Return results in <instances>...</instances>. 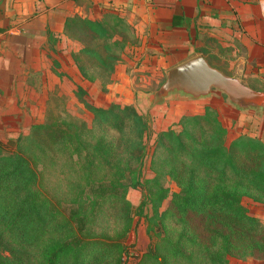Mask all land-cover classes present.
Here are the masks:
<instances>
[{"label": "trees", "instance_id": "obj_1", "mask_svg": "<svg viewBox=\"0 0 264 264\" xmlns=\"http://www.w3.org/2000/svg\"><path fill=\"white\" fill-rule=\"evenodd\" d=\"M94 34L99 40L105 41L104 30H94ZM91 48L81 51L80 60L76 62L80 66L78 70L82 78L91 82L94 78L87 70L99 68L103 72L100 79L108 82V77L117 61L116 52L120 48L116 44L109 43ZM83 61H90L92 65L85 68L81 64ZM206 112L211 116L215 114L213 123L221 138L220 145L216 148L222 151L220 166L211 171L213 178L207 176L210 182H203L195 189L192 187L193 171L185 159L192 157V151H189L188 143L185 142L187 137L182 132L179 133L180 135H174L172 132L157 134L148 168L153 174V179L146 182L153 184L159 177L173 180L179 192L171 194L170 203L172 201L173 206L178 205L180 210L191 208L193 212L206 218L221 217L220 232L214 231L209 245L198 248L196 246L198 241L190 236L185 225L178 219L176 226L181 225L182 229L173 240L165 236L162 238L164 251L160 252L156 243H150L148 254L139 264H227L226 258L231 254L237 256L244 253L241 250L232 253L229 246L231 239L237 235L248 243L251 240L255 241L252 225L254 219L244 211L241 198L248 195L245 189L252 185L253 177L259 176L264 181V170L254 171L244 165L238 167L233 156H236V152H240L243 164L250 166L252 163L248 157L251 152L240 142L256 144L259 148L264 146L246 137L234 140L228 146H222L225 129L220 125L215 112L214 114L209 110ZM92 114L93 121L90 128L68 129L67 124L63 126L57 123L33 127L30 137L25 139L28 148L29 146L33 148L30 149L28 156L35 166L32 170L22 168L26 165L20 156L0 158V264H116L119 262V256L124 251L121 248L118 247L114 252L108 251L107 256L104 250L97 247L91 249L81 240V233L86 223L85 213L84 210L82 212L72 208L71 204L77 202L84 187L94 181L89 175L90 170L101 171L98 183L104 181L103 184L119 187L122 190L139 187L140 164L145 156L147 123L129 106H110L106 110L92 109ZM99 126L108 127V131L112 133L108 136L106 144L94 137ZM203 129L206 131L205 128ZM38 131L47 136L48 144L34 138L33 132ZM202 141L205 143H201L193 150H197V154L201 157L206 156L209 151L200 152V150L210 148L206 140ZM44 148L46 153L43 154L41 163V155L36 151L41 152ZM61 148L63 150L59 152ZM158 151H163L165 156L158 157ZM64 152L69 167L77 170L78 177L81 175V180L78 179L79 184H76L77 195L73 196L66 217L60 216L49 205L39 192L38 188H43L36 187L35 184L37 178L41 181L42 167L51 162L55 163L60 159L59 153ZM175 152L179 153L180 158L178 166L173 167L174 170L172 163ZM260 159L262 156H259L258 160ZM122 179L125 183L127 181V185L121 183ZM156 195V198L150 199L149 203L152 206L166 198L167 190L157 188ZM193 203L197 204V207ZM123 205V229L117 236L122 239L132 229L133 212L132 206L127 203ZM166 212L167 210L160 213L159 219L165 216ZM260 243L263 245L262 241Z\"/></svg>", "mask_w": 264, "mask_h": 264}, {"label": "rangeland", "instance_id": "obj_2", "mask_svg": "<svg viewBox=\"0 0 264 264\" xmlns=\"http://www.w3.org/2000/svg\"><path fill=\"white\" fill-rule=\"evenodd\" d=\"M203 53H205L208 63L215 65L213 62L215 58L206 51ZM59 63L61 66L68 64V62H55L54 60V64H57L59 69H62L58 65ZM81 64L88 68L92 62L83 61ZM87 71L94 78L91 82L100 83V85L96 84L97 88L101 87L100 91L85 92L82 87L70 85L68 83L70 78L67 76L63 80L64 86L55 85L48 86V89H41L34 82L29 85L25 82L21 86L17 85L13 91H0V158L20 156L26 165L22 168L32 170L35 166L28 156L30 149L33 150V148L30 146L28 148L25 139L30 137L33 127L57 123L63 126L67 124L68 129L71 127L74 129L90 128L93 121L92 109L106 110L110 106H129L138 113L134 104H121L112 97V93L108 94L105 86H101L105 82L104 79H100L103 74L101 69L93 68ZM139 74L146 76V73ZM145 76L140 78L143 82V89L148 91L145 98H148L149 107L145 114L138 113L147 123L145 156L140 164L139 187L122 190L119 187L114 188L103 184L104 181L98 183L101 171L92 172L89 169V175L94 181L87 184L77 202L71 204L72 208L82 212L84 210L86 223L82 230L83 233H81V240L85 244H88L91 249L97 247L104 250L107 256L108 251H117L118 247L122 251L124 250L116 264H139L148 254V246L152 242L158 245L160 252H163L162 238L165 236V238L170 237L173 240L182 229L181 225L176 226L178 219L185 225L190 236L198 241L196 243L198 248L209 245L213 239V232H220L221 229V217L209 216L206 218L193 212L191 208L180 210L178 205L173 206L172 201L170 203L171 194L179 192L173 180L159 177L158 181L153 184L146 182L153 179V174L148 168L150 153L154 148V141L158 133L172 132L177 135L182 132L187 137L185 142L188 143L189 151H192V157L185 159L193 171L192 187L194 189L202 185L203 182H210L207 176L213 178L211 171L220 166L222 151L216 147H219L221 138L213 123L214 112L220 125L225 129L222 146H228L230 142L243 137L250 138L264 146V111L261 109L239 111L238 107L231 104L222 93L216 90H211L206 96L200 98H193L176 91L158 98L157 92L165 75H162L163 77L147 76V78ZM249 85L255 89L254 91L264 93V80L255 79L254 82H249ZM124 95L129 96L130 94H121V96ZM206 110L211 111L214 116H211ZM102 128L100 126L97 128L94 137L106 144L108 136H111L112 133L108 131V127ZM33 135L37 140L48 144L45 134L38 131L33 132ZM81 139L84 138L81 137ZM202 140H206L210 148L201 149L200 152L209 151L206 156L202 155L201 157L197 154V150H193L198 148L201 143H205ZM95 141L92 142L96 143ZM240 144H243L251 152L248 158L251 159L252 164L250 166L243 164L240 152H236V156L233 158L237 166L244 165L254 171L264 170V148L243 141ZM45 150L44 148L41 152L36 151L41 155V163L43 154L46 153ZM62 150L63 148L59 152ZM64 154L66 153H59V160L42 167L41 181L37 178L35 184L36 187L43 188L39 187V192L49 205L60 216L66 217L73 196L77 195L76 184H79L78 179L81 180V175L78 177L77 170L69 167L68 158ZM157 154L161 158L165 156L163 151H158ZM259 156H262V159L258 160ZM173 157L172 168L178 166L180 155L175 152ZM121 183L127 185V181L125 183L123 179ZM251 183L252 185L245 189L248 195L241 198V205L246 214L254 219L252 225L255 241L251 240L248 243L237 235L231 239L229 246L232 253L240 250L244 253L237 256L231 254L226 258L227 264H264V181L256 176L253 177ZM157 188L167 190V195L160 203H155L152 206L149 202L150 199L156 198ZM123 203L132 206L133 212L131 216L132 229L122 239L117 236L123 229ZM194 205L197 207V204ZM165 210H167L166 215L159 219V214ZM260 241L263 242V245H260ZM214 245L218 246L219 244Z\"/></svg>", "mask_w": 264, "mask_h": 264}, {"label": "crops", "instance_id": "obj_3", "mask_svg": "<svg viewBox=\"0 0 264 264\" xmlns=\"http://www.w3.org/2000/svg\"><path fill=\"white\" fill-rule=\"evenodd\" d=\"M263 13L264 0H0V91L25 82L64 86L66 76L85 92L100 91L76 62L82 50L103 43L120 50L101 86L139 114L149 107L139 73L163 77L194 56L253 89L249 82L264 80ZM54 60L68 64L59 69Z\"/></svg>", "mask_w": 264, "mask_h": 264}, {"label": "water", "instance_id": "obj_4", "mask_svg": "<svg viewBox=\"0 0 264 264\" xmlns=\"http://www.w3.org/2000/svg\"><path fill=\"white\" fill-rule=\"evenodd\" d=\"M211 90L222 93L239 110L264 111V93L254 91L236 79L223 76L200 57H193L169 69L157 92L158 98L176 91L193 98L206 96Z\"/></svg>", "mask_w": 264, "mask_h": 264}, {"label": "built area", "instance_id": "obj_5", "mask_svg": "<svg viewBox=\"0 0 264 264\" xmlns=\"http://www.w3.org/2000/svg\"><path fill=\"white\" fill-rule=\"evenodd\" d=\"M262 20H263V23H264V13H263V16H262Z\"/></svg>", "mask_w": 264, "mask_h": 264}]
</instances>
